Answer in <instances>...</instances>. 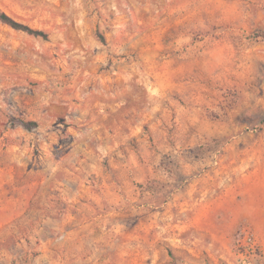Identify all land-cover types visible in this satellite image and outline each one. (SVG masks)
I'll list each match as a JSON object with an SVG mask.
<instances>
[{
  "label": "rangeland",
  "instance_id": "obj_1",
  "mask_svg": "<svg viewBox=\"0 0 264 264\" xmlns=\"http://www.w3.org/2000/svg\"><path fill=\"white\" fill-rule=\"evenodd\" d=\"M0 8V264H264V0Z\"/></svg>",
  "mask_w": 264,
  "mask_h": 264
},
{
  "label": "crops",
  "instance_id": "obj_2",
  "mask_svg": "<svg viewBox=\"0 0 264 264\" xmlns=\"http://www.w3.org/2000/svg\"><path fill=\"white\" fill-rule=\"evenodd\" d=\"M79 118H81V117H79ZM61 126H62V127H60V130L62 131L63 124H61ZM64 128L66 129V128H69V127H68V126H64ZM65 129H64V130H65ZM80 131L83 132V130H76L75 133L81 136L82 133H81ZM78 148H80L79 151L82 150L81 148H84V147H83V142H82V141H80ZM85 149L88 151L90 148H88V147L86 146ZM90 150H91V149H90ZM49 155L51 156L52 154L49 152ZM78 157H80V163L86 162V160H87L86 157L83 158L82 155H80V154H78ZM10 178H11L12 181L15 179L14 175H12V174H11ZM8 181H9V180H8ZM14 187H16V185H15ZM16 188H17V187H16ZM10 197H11V198L8 200L7 204L12 205V203H16V202H17L18 199H16L15 196H14V197L10 196ZM22 197H24V196H22ZM22 197H19V200H20V198H22ZM206 206H207V207H204V211L202 212L203 218L205 217V215H206V216H207V215H210L211 212H213L214 210H216L215 207H214V205L212 206L211 203H209V204L206 205ZM7 210H8V209H7ZM8 212L10 213V215H8L10 218H13V217L16 216V215H15V211H14V209H12L11 207L9 208ZM11 213H12V214H11ZM184 258H186V257H184ZM186 259H187V258H186ZM186 259H185V260H186Z\"/></svg>",
  "mask_w": 264,
  "mask_h": 264
},
{
  "label": "trees",
  "instance_id": "obj_3",
  "mask_svg": "<svg viewBox=\"0 0 264 264\" xmlns=\"http://www.w3.org/2000/svg\"><path fill=\"white\" fill-rule=\"evenodd\" d=\"M0 19L9 23L10 25H12L16 28H19V27L20 28H26V29L30 30L31 32L40 33V31H38V30L30 29L29 27L18 23L12 17H10L5 11H3L1 8H0Z\"/></svg>",
  "mask_w": 264,
  "mask_h": 264
},
{
  "label": "built area",
  "instance_id": "obj_4",
  "mask_svg": "<svg viewBox=\"0 0 264 264\" xmlns=\"http://www.w3.org/2000/svg\"><path fill=\"white\" fill-rule=\"evenodd\" d=\"M253 233L249 229H245L243 239L240 243L242 247H253L254 246Z\"/></svg>",
  "mask_w": 264,
  "mask_h": 264
}]
</instances>
